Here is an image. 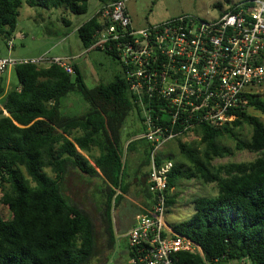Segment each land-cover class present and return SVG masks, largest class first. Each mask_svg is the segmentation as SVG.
Returning <instances> with one entry per match:
<instances>
[{
    "label": "trees",
    "instance_id": "obj_1",
    "mask_svg": "<svg viewBox=\"0 0 264 264\" xmlns=\"http://www.w3.org/2000/svg\"><path fill=\"white\" fill-rule=\"evenodd\" d=\"M89 1L25 0V4L83 15ZM97 1L100 10L116 0ZM22 2L0 0V38L5 45L16 29ZM101 27L96 13L77 28L84 50L93 46ZM91 50L115 59L106 47ZM72 66L74 75L55 65H16L12 69L17 84L10 88L0 76V204L11 215L9 220L0 215V264H90L96 257L94 220L66 194V179L73 172L98 180L104 248L109 255L114 249L112 211L129 192L122 127L130 115L139 113L122 71L109 83L88 88L81 69ZM70 94L79 95L87 111L65 113L63 102ZM244 101L245 108L234 112V121L219 128L198 127L197 142L177 141L181 157L175 161L176 156L167 157L173 163L167 181L168 209L169 193L178 181L199 179L217 188L214 197L194 200L189 221L173 227L201 250L177 254L176 264H264V123L248 113L253 109L264 116V99L255 93L245 94ZM243 123L251 128L246 141L237 131ZM224 138L233 140L237 150L258 153L259 158L214 168L215 159L232 155L221 143ZM149 152L145 147L137 171L143 177L138 185L146 202L152 201L146 183L149 169L145 173L142 169L149 166Z\"/></svg>",
    "mask_w": 264,
    "mask_h": 264
},
{
    "label": "built area",
    "instance_id": "obj_2",
    "mask_svg": "<svg viewBox=\"0 0 264 264\" xmlns=\"http://www.w3.org/2000/svg\"><path fill=\"white\" fill-rule=\"evenodd\" d=\"M96 13L102 27L90 50L106 47L114 53L150 148L146 183L152 201L125 234L128 264H176L177 254L201 250L165 222L173 163L162 151L175 141H197L200 126L219 128L234 121V112L245 108L244 95L264 87V0H244L212 20L186 15L139 29L124 0ZM6 46L12 50L13 40ZM72 60L0 57V74L33 64L55 65L74 75Z\"/></svg>",
    "mask_w": 264,
    "mask_h": 264
},
{
    "label": "rangeland",
    "instance_id": "obj_3",
    "mask_svg": "<svg viewBox=\"0 0 264 264\" xmlns=\"http://www.w3.org/2000/svg\"><path fill=\"white\" fill-rule=\"evenodd\" d=\"M124 1L134 27L139 29L186 15L212 20L217 18L220 13L244 0ZM98 8L99 2L90 0L85 14L74 15L64 9L31 8L23 0L19 9L17 26L11 39L14 47L12 50L7 49L4 40L0 38V56H11L15 59H36L43 56L52 58L54 55L71 56L73 57L71 63H75L81 69L86 87L94 88L100 84H107L113 80L115 75L121 74L120 65L103 51L84 50L77 35V28L91 19ZM0 76L6 88L17 84L13 69L4 72ZM258 95L264 99V87L258 90ZM87 109L88 105L77 94H70L63 102V110L69 115H79ZM248 113L264 123V116L258 111L248 109ZM140 114L142 115V113ZM144 129L143 122L137 113L130 115L122 127L121 138L124 147L125 173L128 175L127 183L130 185V192L126 197L131 199L132 203L124 201V198L112 211L115 246L107 264H114V262L128 264L127 240L122 237V233L134 223L137 210L133 202L137 203L138 201L133 197V191L134 189L137 190L138 187L135 185L136 180L129 176L134 173L130 162L131 157L142 155V150L138 147L146 145ZM237 131L240 140H249L251 128L247 123H243V126ZM197 140H199V137ZM221 143L232 151V155L215 159L211 163L214 168L230 163H252L260 156L258 153L248 150H237L236 143L228 138L222 139ZM196 148L198 150L202 149L198 145H196ZM94 153L97 155V152ZM162 155L165 158L174 155L176 156L174 161L180 158L178 142L175 141L165 146ZM147 171L148 168L142 169V173ZM46 172L52 176L49 170H46ZM139 178L138 181L142 182L143 177L139 176ZM97 185L99 186L98 180L81 176L75 172L71 173L66 179V194L91 215L96 226L97 254L90 264H104L109 256V251L104 248V235L97 209ZM216 193L215 183L204 184L199 179L178 181L177 186L169 194L172 204L168 209L165 222L172 228L183 222H188L193 214V201L201 197H214ZM0 215L5 220H9L11 217L8 209L2 204H0ZM229 264H237V262H230Z\"/></svg>",
    "mask_w": 264,
    "mask_h": 264
},
{
    "label": "crops",
    "instance_id": "obj_4",
    "mask_svg": "<svg viewBox=\"0 0 264 264\" xmlns=\"http://www.w3.org/2000/svg\"><path fill=\"white\" fill-rule=\"evenodd\" d=\"M222 13H224V12H222ZM222 13H220L219 14V16L220 15H222ZM132 21V20H131ZM132 24H133V22H132ZM134 26V25H133ZM53 57H66V56H62V55H54ZM67 57H71V56H67ZM71 58H73V57H71ZM72 65H76L75 63H72ZM9 71V70H8ZM6 113H4V115H5ZM145 147H149L148 146V143L146 142V145L145 146H139L138 148H140L141 150H142V155L139 157V156H133V157H131V168H132V170L134 171V173L132 174V175H129L130 176V178H133L134 180H136V186L138 187V189L136 190V189H134V191H133V197H134V199H136V200H138L137 201V203H135V202H133V204L135 205V207H136V210H137V213H136V215L137 214H140V213H143L146 209H148L149 207L148 206H145L144 204H148L149 203V205H150V202H149V200L146 202L145 201V198H144V196H143V194H142V192H141V186L140 185H138L139 184V181H138V179H140L139 178V176H142L141 174H137V171H138V165L140 164V162L142 161V159H143V152H144V149H145ZM134 149V148H133ZM162 156H164V155H162ZM127 177H128V175H127ZM130 186V185H129ZM173 190V189H172ZM172 190L170 191V192H172ZM129 192H130V187H129ZM129 192H128V194H129ZM170 194V193H169ZM127 195H124V201H132L131 199H129V198H127L126 197ZM132 203V202H131ZM135 215V216H136ZM117 224H118V222H117ZM133 225H134V223H132L130 226H128L127 227V229L122 233V237H124L125 238V234L127 233V231L130 229V228H132L133 227ZM126 239V238H125ZM127 252H128V248H127Z\"/></svg>",
    "mask_w": 264,
    "mask_h": 264
},
{
    "label": "flooded vegetation",
    "instance_id": "obj_5",
    "mask_svg": "<svg viewBox=\"0 0 264 264\" xmlns=\"http://www.w3.org/2000/svg\"><path fill=\"white\" fill-rule=\"evenodd\" d=\"M112 254V253H111ZM111 254L109 255V257L104 261V264H107L108 263V260H109V258H110V256H111ZM114 257H115V254H114ZM114 264H118V262H114ZM122 264V263H121Z\"/></svg>",
    "mask_w": 264,
    "mask_h": 264
},
{
    "label": "water",
    "instance_id": "obj_6",
    "mask_svg": "<svg viewBox=\"0 0 264 264\" xmlns=\"http://www.w3.org/2000/svg\"><path fill=\"white\" fill-rule=\"evenodd\" d=\"M5 116H8V114H5Z\"/></svg>",
    "mask_w": 264,
    "mask_h": 264
}]
</instances>
